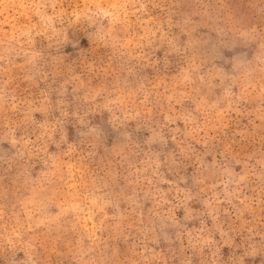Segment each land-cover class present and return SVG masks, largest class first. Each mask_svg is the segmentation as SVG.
<instances>
[{"label": "clouds", "instance_id": "1", "mask_svg": "<svg viewBox=\"0 0 264 264\" xmlns=\"http://www.w3.org/2000/svg\"><path fill=\"white\" fill-rule=\"evenodd\" d=\"M0 264H264V0H0Z\"/></svg>", "mask_w": 264, "mask_h": 264}]
</instances>
